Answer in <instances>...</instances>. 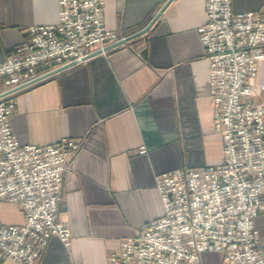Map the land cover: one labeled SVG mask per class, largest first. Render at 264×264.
Returning <instances> with one entry per match:
<instances>
[{
	"label": "crops",
	"instance_id": "0c3cea01",
	"mask_svg": "<svg viewBox=\"0 0 264 264\" xmlns=\"http://www.w3.org/2000/svg\"><path fill=\"white\" fill-rule=\"evenodd\" d=\"M103 1L105 27L125 36L144 27L166 0ZM57 2L0 0V61L25 38L28 25L56 21ZM231 5L264 11V0ZM204 20V0H170L145 32L16 92L10 125L20 141L53 144L66 136L80 143L58 209V218L69 224L70 244L52 235L35 264H106L107 251L120 239L163 213L158 172L222 160L208 94L209 61L198 32ZM258 67L255 80L264 83V59ZM259 99L264 89L253 97ZM19 206L0 200V223H22ZM253 227L264 250V209ZM202 256L201 264L222 258L219 251ZM0 264L18 263L6 258Z\"/></svg>",
	"mask_w": 264,
	"mask_h": 264
},
{
	"label": "built area",
	"instance_id": "2783aa9c",
	"mask_svg": "<svg viewBox=\"0 0 264 264\" xmlns=\"http://www.w3.org/2000/svg\"><path fill=\"white\" fill-rule=\"evenodd\" d=\"M57 1L56 21L28 25L0 61V200L17 203L24 215L20 224L0 223V259L18 264H35L52 235L70 244L58 209L80 143L66 136L53 144L20 141L10 125L16 92L122 37L105 27L103 0ZM204 10L198 32L224 155L217 164L158 172L163 213L120 239L106 264H201L205 251H219L220 264H264L253 227L264 209V99L253 100L264 89L255 80L264 59V11H235L231 0H204Z\"/></svg>",
	"mask_w": 264,
	"mask_h": 264
},
{
	"label": "water",
	"instance_id": "95a60500",
	"mask_svg": "<svg viewBox=\"0 0 264 264\" xmlns=\"http://www.w3.org/2000/svg\"><path fill=\"white\" fill-rule=\"evenodd\" d=\"M169 1H170V0H166V1H165V3H164V4H163V5L157 10V12L152 16V18L150 19V21H149L144 27H142V28L139 29L138 31H135V32H133V33H131V34H128V35L122 36L121 38H119V39H117V40H115V41H113V42H111V43L105 45L103 49L105 50V49H107V48H111L112 46L119 45V44H121V43L127 41L128 39H130V38H132V37H134V36H136V35H138V34H141V33L145 32V31L151 26V24L153 23V21L156 20V18H157L158 15L160 14V12L163 10V8L165 7V5H166ZM98 51H99V49H98V50H95V51H92L91 53L88 54V56H90V55H92V54H94V53H97ZM68 65H70V63H69V64H65V65H63V66H60V67H57V68L53 69L52 71H50V72H48V73H46V74H47V75H51V74H53V73H55V72H57V71L63 69L64 67H66V66H68ZM20 87H21V86H20Z\"/></svg>",
	"mask_w": 264,
	"mask_h": 264
}]
</instances>
